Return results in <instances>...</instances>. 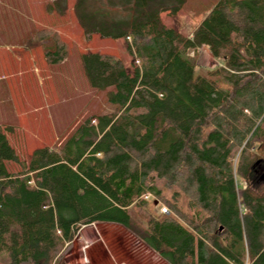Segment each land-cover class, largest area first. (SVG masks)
Listing matches in <instances>:
<instances>
[{
	"label": "trees",
	"instance_id": "trees-1",
	"mask_svg": "<svg viewBox=\"0 0 264 264\" xmlns=\"http://www.w3.org/2000/svg\"><path fill=\"white\" fill-rule=\"evenodd\" d=\"M100 2L74 0L84 36L124 39L137 64L80 55L88 86L106 91L114 111L84 119L59 146L31 148L20 160L10 137L23 136L0 126V252L8 264H53L80 226L111 224L166 264H264V190L253 188L263 162L251 152L264 150V0H218L190 38L160 20L184 0ZM49 30H35L36 40ZM51 39L43 58L54 67L66 46ZM200 47L221 62L225 89L194 77L187 52ZM162 187L174 188L171 201ZM144 194L180 221L148 214Z\"/></svg>",
	"mask_w": 264,
	"mask_h": 264
},
{
	"label": "rangeland",
	"instance_id": "rangeland-1",
	"mask_svg": "<svg viewBox=\"0 0 264 264\" xmlns=\"http://www.w3.org/2000/svg\"><path fill=\"white\" fill-rule=\"evenodd\" d=\"M50 1H52V7H56L61 2L60 0ZM88 1L96 3L92 5L95 8L102 9L100 0ZM217 1L184 0L174 16L163 12L160 14V20L166 27L173 28L182 36L190 38L197 24ZM67 2L68 5H66ZM73 3L74 0H66L63 12L51 10L49 13L46 12V8L50 6L48 1L43 2L40 12L34 14L36 26L27 33H31L36 40L35 30L50 29L48 31L50 36L37 42L30 41L31 44L25 45L22 49L21 46L24 43L22 40H25L24 35L27 31L23 15L22 13L21 15L12 12L4 13V19L11 21L15 26L8 30L18 28L13 40L18 39L21 42L14 41L18 44L17 46L5 49L6 47L2 45L10 44L12 40H2L0 35V59L4 61L3 66L6 67V71L4 69L0 71V126L17 130L26 141L22 142L21 138L16 140L15 136L10 137L11 144L17 148L20 147L16 150L20 160L29 156L31 148L61 145L76 126L89 116L113 113L114 108L105 100L106 91L98 92L88 86L80 65L82 53L97 51L119 58L125 66L131 62L137 64L136 60L133 61L127 55L124 39H101L95 34L86 38L73 14ZM128 17L127 13L126 19ZM114 19L118 18L112 13L108 20L111 23ZM8 30L7 33H10ZM52 35H57L66 46L65 60L54 67L47 65L43 58L44 51L53 50ZM126 42H129V39ZM187 55L192 63L194 77H208L215 80L221 88L227 87L217 71L223 68L221 62L213 59L206 47H200L194 52L189 51ZM34 69L39 73L34 72ZM17 71L22 72L18 77L15 76ZM215 71L217 73H214ZM13 74L14 77L11 78ZM3 79H6L7 83ZM9 90L13 93L11 94L12 102L8 101ZM92 124H95L93 120ZM251 152L263 162L262 167L256 170L255 176L258 175V179L253 188L257 191L264 190V150L256 151L253 147ZM238 185L244 187L246 184L238 181ZM173 193L174 188L162 187L164 200L171 201ZM144 200L147 201L145 211L148 214L169 215L179 220L178 216L170 212L162 199L150 196ZM160 206L166 207L168 213L159 214L157 209ZM178 206L187 212L186 199L183 196L178 200ZM128 211L136 227L140 226L143 229L142 211L133 206ZM0 264H8L5 252H0ZM53 264L165 263L128 230L111 224H89L80 226L72 241L59 249Z\"/></svg>",
	"mask_w": 264,
	"mask_h": 264
},
{
	"label": "crops",
	"instance_id": "crops-1",
	"mask_svg": "<svg viewBox=\"0 0 264 264\" xmlns=\"http://www.w3.org/2000/svg\"><path fill=\"white\" fill-rule=\"evenodd\" d=\"M48 1V5L51 6V2L50 0H47ZM46 0H0V31H1V39L2 40H12L11 43H6L2 46L6 47L5 49H11L12 47H14L15 45L17 46L18 44L16 43L17 41L20 43L21 41L16 39V40H13V37H14V33L17 32L18 28L16 27L15 29H12V31H9L8 29L9 28H12V27H15L11 21H8L6 19H4L5 17V14L4 13H8V12H12L16 15H21L20 13H22L23 15V19L25 20L26 22V29L27 31L25 32V35H24V39L25 40H22L24 43L23 45L21 46V49L22 47L24 48L25 45H29L33 42H37V40H34V38L31 36L32 34L31 33H27V32H31L30 29L34 28L36 25L34 24V14L36 13H39L40 10H41V4L43 2H47ZM54 1V0H53ZM61 2L58 3V5L56 7H50L48 6L46 8V12H51V10H57L58 13L59 12H63L64 11V8H65V1L66 0H60ZM55 2V1H54ZM21 4V7H19V5ZM60 5V6H59ZM66 5H68V2L66 3ZM29 12V13H28ZM42 12V11H41ZM33 15V16H32ZM205 16V15H204ZM13 25V26H12ZM7 30L10 32V33H7ZM27 33V34H26ZM30 34V35H29ZM16 41V42H14ZM31 41V43H30ZM3 44V43H2ZM1 48V47H0ZM26 48V47H25ZM35 50V49H33ZM20 51V50H19ZM4 61H2L0 59V71L2 69H4V71H6V67L3 66ZM35 68V67H34ZM19 70V69H18ZM22 70V69H20ZM34 72H36L37 74L39 73L36 69H34ZM22 74L21 71H17L16 75L15 76H20ZM43 74V73H42ZM43 76V75H42ZM14 77V74L13 76H11V78ZM42 79V78H41ZM3 81H5V83H7V80L6 79H3ZM40 86H41V83H40ZM5 89V88H4ZM3 89V90H4ZM5 90H8V88H6ZM10 91V90H9ZM8 92V91H7ZM24 92V91H22ZM12 90L10 91V97L8 96V101H13V98H12ZM163 262V261H162ZM166 264V263H165Z\"/></svg>",
	"mask_w": 264,
	"mask_h": 264
},
{
	"label": "built area",
	"instance_id": "built-area-1",
	"mask_svg": "<svg viewBox=\"0 0 264 264\" xmlns=\"http://www.w3.org/2000/svg\"><path fill=\"white\" fill-rule=\"evenodd\" d=\"M142 196H143V198H145V199L150 197L149 194H144V195H142ZM157 211H158L159 214H166V213H168L166 207H164V206H160V207L157 209Z\"/></svg>",
	"mask_w": 264,
	"mask_h": 264
}]
</instances>
